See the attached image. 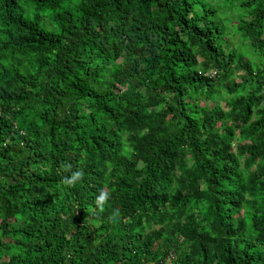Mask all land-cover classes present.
<instances>
[{
  "label": "trees",
  "instance_id": "1",
  "mask_svg": "<svg viewBox=\"0 0 264 264\" xmlns=\"http://www.w3.org/2000/svg\"><path fill=\"white\" fill-rule=\"evenodd\" d=\"M0 264H264V0H0Z\"/></svg>",
  "mask_w": 264,
  "mask_h": 264
},
{
  "label": "clouds",
  "instance_id": "2",
  "mask_svg": "<svg viewBox=\"0 0 264 264\" xmlns=\"http://www.w3.org/2000/svg\"><path fill=\"white\" fill-rule=\"evenodd\" d=\"M64 168L65 171H70L71 165H65ZM83 176H84V172L82 169L71 171V175L66 176L63 182L69 187H74L77 182L82 180ZM109 198H110V194L108 192H104V191L100 192V195L97 197L96 200V205L100 212H103L105 210V205L108 203ZM119 216H120V210L118 208L114 209L111 217L113 221L118 219Z\"/></svg>",
  "mask_w": 264,
  "mask_h": 264
},
{
  "label": "rangeland",
  "instance_id": "3",
  "mask_svg": "<svg viewBox=\"0 0 264 264\" xmlns=\"http://www.w3.org/2000/svg\"><path fill=\"white\" fill-rule=\"evenodd\" d=\"M234 40H236V37H233V40L232 41H234ZM235 44L233 43V46H234Z\"/></svg>",
  "mask_w": 264,
  "mask_h": 264
}]
</instances>
